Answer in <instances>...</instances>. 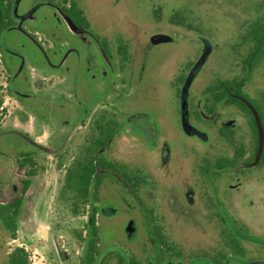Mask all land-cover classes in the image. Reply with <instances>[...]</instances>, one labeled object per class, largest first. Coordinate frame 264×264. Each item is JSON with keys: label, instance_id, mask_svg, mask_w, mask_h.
<instances>
[{"label": "rangeland", "instance_id": "obj_1", "mask_svg": "<svg viewBox=\"0 0 264 264\" xmlns=\"http://www.w3.org/2000/svg\"><path fill=\"white\" fill-rule=\"evenodd\" d=\"M51 2L65 8L75 3L89 33L76 34L66 23L67 31L61 17L60 24L53 15L44 19L38 34L44 53L65 50L64 71L51 69L49 60L60 61L55 55H43L46 64L28 70L31 84L20 91L33 96L30 101L11 92L0 56V207L14 193L21 153L32 156L37 173L14 239L0 219V264L15 247L28 252L30 264H81L80 237L87 234L92 205L76 203L74 214L63 188L66 170L98 136L95 123L102 116L113 118L118 129L101 152L113 171L105 172L94 203L98 254L114 248L141 264H264V167L238 176L226 170L206 181L204 167L234 156L220 133L230 112L220 108L216 123L196 116L202 92L238 74L233 51L264 19V0ZM16 36L36 60V46ZM81 37L91 46L79 47ZM102 41L109 48L107 65L97 55ZM74 46L88 74L82 67L72 71L78 59L66 48ZM88 75L94 78L88 81ZM99 77L104 84L95 83ZM258 89L255 74L247 91L255 95ZM184 94L188 133L181 124Z\"/></svg>", "mask_w": 264, "mask_h": 264}, {"label": "flooded vegetation", "instance_id": "obj_2", "mask_svg": "<svg viewBox=\"0 0 264 264\" xmlns=\"http://www.w3.org/2000/svg\"><path fill=\"white\" fill-rule=\"evenodd\" d=\"M72 3H69L68 8H65L63 6L52 3L51 0H0V4L2 6L0 7V56L3 58L1 60V67L5 73H10L9 87L11 89V92L15 93V95L23 96L24 98H26V101H28L29 98L34 99V97L21 93L20 91L23 90V88L26 90V88L30 86L31 82L29 81L28 76L30 73L28 72V70L38 69L41 66L40 62L43 61L42 58L45 59L44 57H42L43 55L47 58H51V53L52 55H55V57H53L52 59H59L60 61L59 63H53L49 60L48 62L51 66V69L54 71H64L61 69V66H63L61 65V62L65 58V50L60 55L56 54V49L52 52L50 51L51 53L45 54L43 43L40 42V38L38 37L41 28L42 30L44 29V23H46V20L50 19V16L52 15L54 16V19L56 21L58 17H61L60 19H63V21L65 22L64 26L66 27V23L69 25L67 20L68 18L75 26V29H71L72 32L80 35L89 33V29L85 30L76 25L68 16L67 12L70 10ZM38 14L40 17L38 16ZM2 17H4L3 21H1ZM262 20L263 19H259L248 28V30L240 38L238 46L233 51V54H236L237 56L236 59L238 74L230 80L215 81L213 84H217L218 86L220 83L224 84V88H220V86L217 88V91L214 93L215 96H210L206 91V89L209 87L208 86L200 96L201 107L199 108V113L196 115L197 118L202 119L204 123H216L220 118V108L227 109L228 112H230V118L228 121H225L220 128V133L223 136L227 135L229 142L231 141L234 147V156L227 160L231 164L229 167V171L234 173V175L236 176L245 174L247 170L255 167H264V73L262 72V70L264 69V54L262 53L263 46L258 43L257 37L253 34L258 30V27L255 24L260 23ZM57 23L60 24L61 21H57ZM66 30L68 31L69 29H67L66 27ZM9 33L11 34V37L8 36ZM17 34L24 35L26 39L31 41V43L36 46L38 51L36 53V60L34 58V55H29V53L25 52L23 44L17 43ZM83 39L84 37H81V39L79 38L77 42L79 47L81 46V43L83 47L84 45L91 46L90 42H85L83 41ZM76 47L77 46L66 48V51L69 50L68 54L66 55L69 56L70 54H72L73 57H70L72 60L75 59V57L78 59L77 62L75 60L73 61L72 71L75 74L78 69L82 67L88 74L90 68L88 66L83 67V59L80 58V51L78 53V51L74 49ZM72 48L74 50H72ZM59 49L62 48L59 47ZM59 49L57 48L58 51ZM80 49L81 48H79V50ZM97 49V55L99 56L101 63L106 64L105 58L107 60H110V56L103 49L102 42L97 45ZM71 50L73 52H70ZM38 53L41 54L40 61L38 60ZM27 58L29 59L28 61L31 62L30 64L28 63V61H26ZM42 63L46 64V62ZM36 65H38L39 67H36ZM251 65L252 68H249ZM255 74L257 83L259 84V89L256 91L255 95H251L247 91V85L251 83ZM32 78L33 77L31 76V79ZM89 78L91 80L94 77L88 75V81ZM103 81L104 80L102 79V77H99V79L96 80L95 83L97 85L104 84ZM235 83H238L239 86ZM221 94H224V96L226 95L228 98H230V102H227L224 99H216L218 98L216 96ZM36 99L38 98L36 97ZM239 103L242 106H240ZM247 103L256 112L263 132L262 148L257 160L256 156L259 148V133L253 111L247 106ZM260 114H262L263 120L260 119ZM108 120L109 117L104 121V117L102 116L101 120L95 123L98 136L94 138L92 142H95L100 137V133L98 130L99 123H101V125L103 126H106ZM252 125L254 126V129L252 128ZM117 129L118 124L116 125V131ZM102 151L104 150H101L100 154ZM21 156V159L16 160V165L19 161L26 160L24 166L25 168L21 171V175L18 176L15 190H13L14 192L17 189L18 180L26 179L25 173L28 168L31 167L35 170V163L34 159H32V156L28 153H21ZM255 161H257L256 164H254ZM36 174L37 173H35V176ZM35 176L31 180L32 182L29 191L34 186ZM27 197L28 195L26 196V199ZM25 203L23 205V208L25 206ZM160 261L161 260L157 261L156 264L158 262L159 264H163V261Z\"/></svg>", "mask_w": 264, "mask_h": 264}, {"label": "trees", "instance_id": "obj_3", "mask_svg": "<svg viewBox=\"0 0 264 264\" xmlns=\"http://www.w3.org/2000/svg\"><path fill=\"white\" fill-rule=\"evenodd\" d=\"M0 7H2L1 4ZM67 14L76 25L85 30L89 29L88 21L82 16L81 10L78 9L74 3H72V6ZM3 19L4 17H2L1 21H3ZM255 25L258 27V30L253 34L257 37L258 43L263 46L262 53L264 54V19ZM102 47L109 55V48L105 41H102ZM119 50L122 52L125 51V48L119 47ZM122 58L126 59V56L123 55ZM249 68H252V65ZM238 83L235 84L239 86ZM220 84V88H224V84ZM219 86L217 84H211L206 91L210 96H213ZM216 97H218L216 98L218 100L224 99L227 102H230L231 100L226 95L224 96V94L217 95ZM239 105L242 106L240 103ZM260 119L263 120L262 114H260ZM116 125V122L112 118H109L106 126L99 123V139L92 142L87 149L86 154L66 170L63 191L69 193L73 199V213L77 214L78 212L76 203H91L92 205L89 222L86 225L87 234L84 238L80 237L84 243L81 264H110L112 260H114V264H141L134 256L124 254L119 250L116 251L114 249H108L103 253L98 254L96 248L98 235L95 223V214L97 209L94 207V203L97 201L98 189L106 175L105 172H109L110 174L113 171L112 167L105 166L100 151L106 150L110 146L116 131ZM252 128L254 129L253 125ZM25 162L26 160L18 162L16 169V173L18 175H21V171L25 168ZM230 165L231 164L227 159L221 158L213 165L204 167L202 172L207 176L206 181L211 183L217 178V175H220L223 171L229 170ZM35 173L36 170L29 167L25 173L26 179L18 180L16 191L8 197L5 205L0 207V219L4 223L5 227L10 231L13 239L16 235V221L21 217L22 208L31 186V180L35 176ZM28 258V252L24 248L15 247L7 258V264H30ZM225 260H227V258ZM161 261H163V259H161ZM157 264H159V262Z\"/></svg>", "mask_w": 264, "mask_h": 264}, {"label": "water", "instance_id": "obj_4", "mask_svg": "<svg viewBox=\"0 0 264 264\" xmlns=\"http://www.w3.org/2000/svg\"><path fill=\"white\" fill-rule=\"evenodd\" d=\"M68 23H69V27L73 30L75 29L74 24L67 18ZM186 98L187 95L184 94L182 97V101H181V107H180V114H181V124L183 127L184 132L188 133L191 131V126L189 125L188 122V111H187V102H186ZM247 106L253 111L254 117H255V121H256V125L258 128V133H259V148H258V152H257V156H256V160L259 157L261 148H262V143H263V132H262V128L258 119V116L256 114V112L252 109V107L247 103ZM257 161L254 162V164H256Z\"/></svg>", "mask_w": 264, "mask_h": 264}]
</instances>
